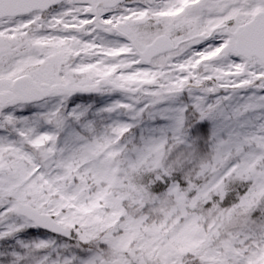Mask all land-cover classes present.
<instances>
[{"label":"snow or ice","instance_id":"snow-or-ice-1","mask_svg":"<svg viewBox=\"0 0 264 264\" xmlns=\"http://www.w3.org/2000/svg\"><path fill=\"white\" fill-rule=\"evenodd\" d=\"M0 264H264V0H0Z\"/></svg>","mask_w":264,"mask_h":264}]
</instances>
